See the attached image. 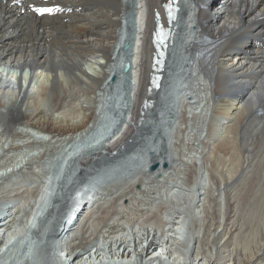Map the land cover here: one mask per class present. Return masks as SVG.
I'll return each mask as SVG.
<instances>
[{
  "label": "bare ground",
  "instance_id": "obj_1",
  "mask_svg": "<svg viewBox=\"0 0 264 264\" xmlns=\"http://www.w3.org/2000/svg\"><path fill=\"white\" fill-rule=\"evenodd\" d=\"M164 1L0 0V166L10 163L0 176L8 182L23 168L36 171L64 159L71 168L52 172L44 188L55 196L81 166L51 230L43 227L50 221L43 211L53 205L48 194L34 197L27 214L32 195L4 191L0 222L22 211L9 232H0V264H264V195L252 202L262 213L254 232L243 228L236 203L229 205V183L248 180L263 162L254 151L264 144V0H180L162 90L146 95L154 8ZM34 7L60 10L37 14ZM125 35L134 45L131 85L120 76L128 61L120 53ZM144 97L153 103L141 114ZM91 109L102 116L89 120ZM176 129L181 135L172 136ZM45 130L61 136L55 153L46 145L41 150L52 140ZM182 142L190 146L187 153ZM116 166L122 171L112 177ZM31 177L29 184L15 179L14 191L33 187ZM85 186L91 198L79 195L80 218L71 235L59 239L63 218L73 213H65L66 204L77 203L73 193ZM113 218L123 221L121 228L102 233Z\"/></svg>",
  "mask_w": 264,
  "mask_h": 264
},
{
  "label": "rangeland",
  "instance_id": "obj_2",
  "mask_svg": "<svg viewBox=\"0 0 264 264\" xmlns=\"http://www.w3.org/2000/svg\"><path fill=\"white\" fill-rule=\"evenodd\" d=\"M195 14V13H194ZM192 28V27H191ZM129 29L131 30V27H129ZM194 29V28H193ZM129 39V37L127 38V40ZM98 59H101L102 60V58L100 57V56H98ZM120 76L122 77V76H124V70L122 71V73L120 74ZM166 85V84H165ZM160 90H162V89H160ZM165 88L163 89V91H162V93H160V94H157V96H158V106L157 107H160V102H162L161 101V99H162V97H163V93L165 92ZM172 90V89H171ZM172 91H170V93H171ZM175 92H176V90H175ZM115 93L117 94V95H120V92H118V90L116 89V91H115ZM119 93V94H118ZM175 95H177L176 93H175ZM44 103H48V100H45V102ZM173 105V104H172ZM171 104H170V107L172 106ZM64 109H65V107H59L56 111L59 113V112H61V111H64ZM69 110H70V114H74L75 112H76V110L77 109H75V108H69ZM93 110L91 109L89 112H88V115H90V117H91V119H90V117H89V120H92V117H93V112H92ZM168 115L170 116L171 114L170 113H168ZM89 124H90V122H89ZM170 127V128H169ZM164 129H165V132L166 133H168V134H170V132H172V128H171V126H169V124H167V122H166V124L164 125ZM41 131V129H35L34 128V131L33 132H37L38 133V131ZM158 132V131H157ZM181 132H182V130L181 129H176L174 132H173V134H172V136H174V135H177V136H179V135H181ZM42 133H45V134H47L50 138H52V140L50 141V142H47V148L49 149V153L51 154V153H55V151H56V148H57V145L55 144V139H61V136H58V134H56V133H54V132H50V131H48V130H45V131H43ZM55 135H57V136H55ZM54 136V137H53ZM69 135H66V134H64L63 135V138H65V137H68ZM165 136V135H164ZM58 137V138H57ZM129 137V135L127 136V137H125V139H127ZM62 138V139H63ZM68 138H70V137H68ZM259 138L261 139L262 138V136L260 135L259 136ZM2 137L0 136V142H2ZM124 139V140H125ZM155 139V138H154ZM68 139L66 138V140H64V142L65 141H67ZM154 141V140H153ZM160 141L163 143V145H164V143L165 142H168L165 138H161L160 139ZM185 144H187V143H185V142H182L181 143V147L183 146V148L184 149H182V151H181V153H183V152H185V153H187L188 152V150L190 151V146H189V144H188V146L187 145H185ZM46 145V144H45ZM167 145V144H166ZM185 146V147H184ZM47 149V150H48ZM128 149V148H127ZM115 151V150H114ZM254 154H259L260 155V158H262L263 159V162L261 163V164H259L257 167H256V169H253V172L251 173V174H249V177L247 178L248 180H245V181H242V179H238V180H236V182L234 183V184H230L229 183V189H232L233 190V192H232V190H231V193H233V197H232V199L230 200V204L229 205H232V204H234V203H236V204H234L235 206H237L236 208H238L239 207V211H238V214H239V218H240V221L242 222L243 221V228L245 229V230H247V231H249V232H254L253 231V229H255L256 228V226L260 223V221L262 220V213L260 212V211H258V210H256V208L254 207V205H253V203H254V200L257 198V196H261V195H264V144H263V146H259L255 151H254ZM112 155H115V156H113V158L115 159V157L118 159L119 157H118V155L119 154H117L116 155V153H113ZM225 156V154L223 155V157ZM226 158H227V156H225ZM36 164H38L39 162H35ZM49 165L50 164H52V163H48ZM27 166V165H26ZM117 167V166H116ZM114 168L112 171H111V174L113 173V174H117V173H120V171H122L121 170V168L119 167H117V168ZM53 168H55V171H56V173H58V172H60L62 169H63V165H62V163H60L59 162V164H57V165H54V167ZM59 168V169H58ZM255 168V167H254ZM118 169V170H117ZM25 171V168H23L21 171L22 172H24ZM30 169H26V171L28 172L27 174H25L26 173V171L24 172V174H25V176H28L29 178L31 177V178H33V179H35V178H37L36 177V175L38 176V174L36 173L37 171H32V170H30V171H32V174L33 175H31V173H30V171H29ZM21 172V178H25V176H24V174ZM39 172V171H38ZM53 173H54V171H52ZM127 172L128 173H131L132 171H131V169L129 170H127ZM110 174V176H112L113 177V174L111 175ZM23 175V176H22ZM13 176V175H12ZM11 176V177H12ZM110 176H108L109 178L108 179H110L111 177ZM98 178H99V175L97 176ZM117 177H118V175H117ZM57 178H59V177H57ZM99 179H106V177H101V178H99ZM26 180V179H25ZM32 180V179H31ZM53 180L54 181H56V178H53ZM125 180H126V178H124L123 180H121L122 181V183H124L125 182ZM211 183V182H210ZM12 185H11V183H9V185H8V188L6 189V187L3 189V190H7V191H9L8 189L9 188H12L11 187ZM96 186H97V183H96ZM10 192H11V194H16V193H23L22 195H23V197H24V199L27 197V195H29L30 194V191L29 190H23V189H20V191L19 192H15L14 190H11L10 189ZM132 193H138V191H133ZM143 194V193H142ZM237 194L239 195V196H237ZM25 195V196H24ZM234 196H237V197H234ZM242 196V197H241ZM244 196V197H243ZM246 196V197H245ZM250 196V197H249ZM230 197V198H231ZM241 198V199H240ZM243 199V200H242ZM246 199V200H245ZM232 201V202H231ZM235 201V202H234ZM143 202H144V200L142 201V202H139L138 203V206H134V208H140V207H142L143 206ZM253 202V203H252ZM232 203V204H231ZM111 206H113L114 205V202L113 203H108L107 204V207H109L110 205ZM239 206H238V205ZM134 208H132L134 211V213H135V215L133 214L132 216H134V217H137L138 215H139V212H137V211H135V209ZM155 207L153 206V211H155L156 210V208L154 209ZM242 210V211H241ZM244 211V212H243ZM258 211V212H257ZM255 212V213H254ZM155 213V212H154ZM154 213H151V217H155V214ZM160 212H158V215H161V213L159 214ZM154 215V216H153ZM242 216V217H241ZM258 217H259V219H258ZM153 220H155L156 218H152ZM243 219V220H242ZM118 222H120V223H122L123 221H120V219H118V218H113L112 220H109V222L107 221V223H105V224H103V225H105V227L102 229V233H104L106 230H108V229H110L111 228V230L112 231H114V230H116V229H118V228H121V226H119V225H117V223ZM115 223V224H114ZM151 223H153L152 221H151ZM245 223V224H244ZM102 225V226H103ZM245 225V226H244ZM249 225V226H248ZM114 226V227H113ZM247 227V228H246ZM106 228V229H105ZM103 230H104V232H103ZM252 237H254L253 235H251ZM249 239H252L251 237H249ZM43 240H46V237H44V239ZM51 244H52V242H51ZM24 256H26V254L24 255Z\"/></svg>",
  "mask_w": 264,
  "mask_h": 264
},
{
  "label": "water",
  "instance_id": "obj_3",
  "mask_svg": "<svg viewBox=\"0 0 264 264\" xmlns=\"http://www.w3.org/2000/svg\"><path fill=\"white\" fill-rule=\"evenodd\" d=\"M129 46H130L129 41L128 40H124V42L122 43L123 50H127L129 48ZM129 68H130V64H129V62L126 61L124 63V66H123V70L127 71V70H129ZM110 80L113 82L114 81V77L111 76ZM166 165H167L166 161H163L162 164H161L162 167H166ZM157 167H158L157 162H152L149 165V170L150 171H154L155 169H157Z\"/></svg>",
  "mask_w": 264,
  "mask_h": 264
},
{
  "label": "snow or ice",
  "instance_id": "obj_4",
  "mask_svg": "<svg viewBox=\"0 0 264 264\" xmlns=\"http://www.w3.org/2000/svg\"><path fill=\"white\" fill-rule=\"evenodd\" d=\"M60 9L58 8H40V7H34L33 11L36 12L37 14H45V13H53L56 11H59Z\"/></svg>",
  "mask_w": 264,
  "mask_h": 264
}]
</instances>
